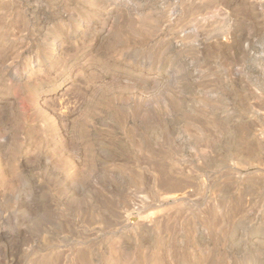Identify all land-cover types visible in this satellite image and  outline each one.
<instances>
[{"label": "rangeland", "instance_id": "374dc122", "mask_svg": "<svg viewBox=\"0 0 264 264\" xmlns=\"http://www.w3.org/2000/svg\"><path fill=\"white\" fill-rule=\"evenodd\" d=\"M0 264H264V0H0Z\"/></svg>", "mask_w": 264, "mask_h": 264}]
</instances>
